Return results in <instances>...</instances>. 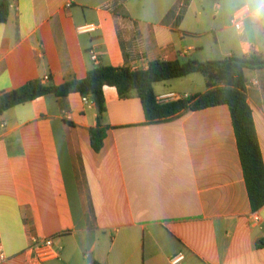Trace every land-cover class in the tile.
<instances>
[{
	"label": "crops",
	"instance_id": "obj_1",
	"mask_svg": "<svg viewBox=\"0 0 264 264\" xmlns=\"http://www.w3.org/2000/svg\"><path fill=\"white\" fill-rule=\"evenodd\" d=\"M70 4L67 6V4ZM0 24V93L48 76L59 85L102 66L264 56L259 0H11ZM251 12L242 32L233 12ZM212 10V15L208 14ZM97 30L79 34L76 27ZM98 62L94 63L90 53ZM155 83L156 96L195 95L197 77ZM264 160V68L245 70ZM188 79L191 86H186ZM106 126L95 152L94 103L47 94L0 114L3 264H24L30 239L52 238L43 264H264V206L252 211L226 105L146 124L135 91L104 88ZM253 215L259 220L254 221Z\"/></svg>",
	"mask_w": 264,
	"mask_h": 264
},
{
	"label": "trees",
	"instance_id": "obj_2",
	"mask_svg": "<svg viewBox=\"0 0 264 264\" xmlns=\"http://www.w3.org/2000/svg\"><path fill=\"white\" fill-rule=\"evenodd\" d=\"M11 0H0V24L9 16ZM264 68V56L230 55L215 60L189 59L150 62L146 69L99 65L87 71L84 78L59 85L32 80L19 88L0 93V114L16 105L53 94L65 96L79 93L88 97L97 109V124L89 130L90 144L95 152L102 148L106 126L101 121L106 112L104 88L116 90L120 99L135 91L140 101L144 122L154 124L174 118L187 111L226 105L234 131L242 173L252 211L264 206V160L254 128L252 110L247 102L245 70ZM198 73L205 79L206 91L168 103H159L153 91L155 83ZM264 248V239L256 244ZM92 264H99L94 261Z\"/></svg>",
	"mask_w": 264,
	"mask_h": 264
},
{
	"label": "built area",
	"instance_id": "obj_3",
	"mask_svg": "<svg viewBox=\"0 0 264 264\" xmlns=\"http://www.w3.org/2000/svg\"><path fill=\"white\" fill-rule=\"evenodd\" d=\"M70 4L68 3L67 6ZM14 7L13 4H10L9 8ZM250 10L246 6L237 8L230 19V25L237 31L242 32L244 21L250 15ZM98 26L94 23H83L76 27V31L79 34H91L97 30ZM90 58L94 63L98 62V57L94 52L90 53ZM48 76H45L41 79L42 83L48 81ZM189 95L179 94L176 92H166L156 96V100L159 103H168L172 101H177L180 99H186ZM82 101L86 105L93 103L88 97L82 96ZM253 220L258 221L259 218L256 215H253ZM58 258V252L53 246L52 238H36L33 237L30 239L29 245L24 251V264H43L46 260ZM184 259L182 253H177L176 255L170 258V264H178ZM6 261V255L4 253L2 242L0 239V264H3Z\"/></svg>",
	"mask_w": 264,
	"mask_h": 264
},
{
	"label": "rangeland",
	"instance_id": "obj_4",
	"mask_svg": "<svg viewBox=\"0 0 264 264\" xmlns=\"http://www.w3.org/2000/svg\"><path fill=\"white\" fill-rule=\"evenodd\" d=\"M212 10L210 9L209 10V12H208V14L211 16L212 15ZM207 58H209V59H211V60H215V59H221L222 58V54L220 53V52H214V53H211V55H209ZM190 77H197V79H198V81H197V83H199L198 84V87H199V89L200 90H202L203 88H204V77L202 76V75H200V74H198V73H196L195 75H193V76H190ZM188 79H190V78H185V79H179L178 81H186V86L187 85H189V86H191V84L192 83H188Z\"/></svg>",
	"mask_w": 264,
	"mask_h": 264
},
{
	"label": "clouds",
	"instance_id": "obj_5",
	"mask_svg": "<svg viewBox=\"0 0 264 264\" xmlns=\"http://www.w3.org/2000/svg\"><path fill=\"white\" fill-rule=\"evenodd\" d=\"M259 3L264 5V0H259ZM254 15L259 18L261 16H264V8H257L254 12Z\"/></svg>",
	"mask_w": 264,
	"mask_h": 264
}]
</instances>
